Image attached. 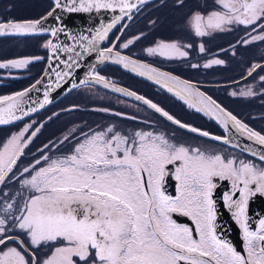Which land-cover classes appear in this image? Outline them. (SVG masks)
Returning a JSON list of instances; mask_svg holds the SVG:
<instances>
[{
  "label": "snow or ice",
  "instance_id": "snow-or-ice-1",
  "mask_svg": "<svg viewBox=\"0 0 264 264\" xmlns=\"http://www.w3.org/2000/svg\"><path fill=\"white\" fill-rule=\"evenodd\" d=\"M139 2L143 3V0ZM219 2L226 12H212L206 20L200 13L193 16V27L198 35L205 34V27L221 28L223 24L233 21L252 24L264 18V0ZM72 3H77V0H72ZM55 5L58 8L63 6L61 0H55ZM79 6L69 8V11H78L81 8L90 11L93 7L100 9L118 6L124 12L125 9L135 7V4L130 0H79ZM236 13L239 15H235ZM120 19L122 17L117 16L111 24L98 29L88 42L89 50L94 51L95 41L105 39L109 30ZM40 25V20L0 22V33L5 30L14 33L36 32ZM57 31L52 29V35L55 36ZM130 43L132 41L128 42ZM128 44L123 47L127 48ZM45 47L56 50L58 45L49 41ZM200 50H204L203 45ZM65 51L74 49L66 47ZM112 51V48L105 50L106 53ZM147 51L159 52L161 55H166L169 51L182 56L188 55L181 51L177 43L160 42ZM105 52H101V58H108ZM116 56L121 61L129 60L128 57H121L119 53ZM39 59L41 57L24 58L9 61L8 64L20 68L30 60ZM131 63L137 64L136 61ZM211 63L221 64L223 61L213 60ZM127 66L126 63L125 67ZM56 75L62 78L59 72ZM152 78L156 79L155 76ZM23 95L24 93L16 94L18 97ZM12 99L0 97V101ZM207 100L215 104L210 97ZM146 103L162 112L169 120H174V117L151 101ZM13 107V104H9L7 110L0 109V124L8 122L3 116L5 111L12 119L19 118L12 114ZM216 107L219 108L218 105ZM220 112L226 117L222 121L225 128L228 127L227 120L230 119L236 127L264 145V135L249 129L230 112L224 109H220ZM174 122L180 124L179 120ZM191 131L200 132L196 128H191ZM108 133L112 135L109 136ZM201 134L209 135L207 132ZM19 136H23V133ZM215 139L227 142V137L217 136ZM22 151L18 136L14 135L4 144L0 150V182L4 179V169L10 171L16 163L15 157ZM259 159L264 162V154H260ZM36 163L39 164L40 161ZM169 165H175V178L179 181L175 196L167 194L163 188ZM24 171L27 172L28 169ZM213 177L232 180L234 191L225 194L224 200L230 210L235 209L233 216L243 229L246 255L217 234L216 201L213 199L216 184ZM24 183L40 195L32 196L25 203L27 214L22 216L19 227L28 231L33 244L57 239L66 242V246L56 248L43 264H75L72 258L74 256L85 264L89 260L91 264H264V219L259 221L258 229L252 230L246 215L248 197L256 192L264 193V169H258L251 162H237L235 158L225 159L222 154H206L199 147L176 145L162 133L137 131L130 138L109 128L107 133L97 132L80 143L73 154L52 160L47 167L40 168ZM236 192H239V198L233 199ZM7 207L11 208V205ZM172 213L191 217L195 229L178 224L172 219ZM5 223L0 218V233L5 232ZM0 244H4L3 239H0ZM0 264H29V261L18 249L9 248L6 252H0Z\"/></svg>",
  "mask_w": 264,
  "mask_h": 264
},
{
  "label": "rangeland",
  "instance_id": "rangeland-1",
  "mask_svg": "<svg viewBox=\"0 0 264 264\" xmlns=\"http://www.w3.org/2000/svg\"><path fill=\"white\" fill-rule=\"evenodd\" d=\"M47 3L46 0H0V17H13V14L14 17L19 16L21 18L35 17L39 15L43 9H47ZM8 7L11 8L8 9ZM226 11L227 10L220 4L219 0H166L156 6L143 10L139 16V21L128 29L118 45L127 53L130 52L135 56L157 61L159 58L161 59L160 53H149L147 50L149 48H155L160 42L168 44L177 43L179 46L183 43L182 46H184V43H193L194 39L197 37L201 39L203 35H198L193 27L192 18L196 13H200L206 20L212 12ZM241 11L243 10L241 9ZM235 15H239V13ZM262 21H264V18L258 19L252 24H244L246 28H243V32H249L252 28L255 32L252 39L255 40L262 37L264 34V23ZM238 24L243 23L233 21L230 24H223L221 28L205 27L204 32L212 34L216 32V30L224 31L232 28V26H238ZM139 32H141L142 35H140V38H137L139 36L136 34ZM132 38L136 40L127 48L123 47L125 42ZM228 39L231 38L228 37ZM48 42L49 39H46L42 44L33 40H27L25 42L20 40L19 42L11 44H7L6 42L0 43V65L6 64L11 66L17 70V73H19L20 70H24L25 73L29 75V78L24 82L30 83L32 77L38 73L37 71L40 70L44 64L43 60L41 63L37 62L33 64L31 62H35V60H30L27 65L20 68L8 64V62L31 57L42 58L44 54L42 48L44 45H47ZM39 45H41L40 49ZM168 53L170 55L177 54L171 51ZM256 65V63L244 65L242 68L247 67L246 72H250V69ZM31 72H33L32 77H30ZM241 72L246 73L245 70ZM101 73L104 76H111V78L122 80L130 85H135L140 88V90L143 89L148 98L156 100L164 109L169 111L175 110L173 103L171 104L170 102V97L166 94H157L156 90L148 88L150 86L144 84L143 80L139 81V78L133 76L132 72L128 73L124 68L122 69L120 67L119 69L108 67ZM192 75L207 76V74L202 71V68L196 69ZM220 81H225V77L220 79ZM17 87L18 86L14 88L16 89ZM165 91L170 95L177 96L168 90ZM76 92V96L67 98L60 103V105L45 113L43 117H37L23 122V125L18 128H12V130H0V150L3 149L4 144L8 143L14 135L19 137V144L23 147V151L15 157V159L19 161V165L17 166L19 169L13 172L15 173L13 176L21 173L22 169L35 162L38 158H41L40 164L28 170L29 172L17 179L7 178L6 176L10 172L5 168L4 179L0 182V218L4 219L6 222L3 225L5 232L0 233V239L4 240L6 237L14 236L20 237L23 242L21 243L18 238L9 240L0 247V252H6L9 248H16L29 261V264H33V259L26 248L33 253L36 250L40 256L37 258L36 253H34L37 258L36 264H43V261L48 259L56 248L66 246V242L57 239L55 241H41L38 245L33 244L28 235V231L19 227L22 216L27 214L24 208L25 203L30 201L32 196L40 195L30 185L25 184L24 181L30 180L31 177L39 171L40 167H47L52 160L64 158L68 152L74 149L73 146L77 144V136L81 131L88 139L95 133L100 132L103 126L111 123L114 119L120 121L119 118H121L124 112L131 115H152L150 111L137 105L133 99L131 100L122 93H114L110 91V89L108 90L99 86L96 87L91 84L82 87ZM71 105L77 106L74 108V111L70 110L71 108L69 107ZM56 109L61 110L54 113ZM67 122L72 126L69 129H67V126H69ZM76 123H78V125ZM168 126L169 125H167V127ZM139 127L137 123L134 124L135 130L139 129ZM25 129L27 130L25 131ZM37 129L39 130L37 131ZM53 129L54 131H51ZM20 133H23V136H19ZM33 133L35 134L33 135ZM68 135L75 137L69 142ZM45 158H47V160H45ZM9 204L11 208L7 207ZM23 245H25L26 248H24ZM41 247L43 250L42 255L41 249H39ZM72 258L75 264H85V262L83 260L80 261L78 257L74 256ZM88 264H91V260L88 261Z\"/></svg>",
  "mask_w": 264,
  "mask_h": 264
},
{
  "label": "flooded vegetation",
  "instance_id": "flooded-vegetation-1",
  "mask_svg": "<svg viewBox=\"0 0 264 264\" xmlns=\"http://www.w3.org/2000/svg\"><path fill=\"white\" fill-rule=\"evenodd\" d=\"M158 1V2H157ZM166 0H155L157 2H150L149 4H145L140 6L135 12L128 15L120 25L114 30V32L110 35V39L104 46H110L115 44L116 48L121 50L117 45L123 38L124 34L128 31V29L134 25V23L139 21V16L143 10L149 9L150 7L156 6ZM11 7H8L10 9ZM18 19H36V18H13L7 16H1L0 22L7 20H18ZM264 23V21H262ZM246 25L238 24L232 26V28L227 30H216V32L212 34L205 33V36H201V39H194L193 43L185 45H180L181 51H185L188 53L187 56H182L179 53L176 55H170L169 53L166 55H161V59L159 58L157 61L148 60L154 63L157 66L165 68L173 73H176L182 77H186L189 80L194 82H199L203 84H218V83H229L233 81L240 80V78L249 74L246 68H242L244 65H250L256 63L261 64L264 62V34L262 37L258 39H252L255 32L254 29L251 28L249 32H243V28ZM239 32V33H238ZM257 33V32H256ZM260 33V32H259ZM137 38H140L142 35L141 32L136 34ZM45 36V35H42ZM35 37V36H34ZM41 37V36H38ZM230 37L231 39H228ZM8 38V37H7ZM17 40L29 39V37H17ZM5 39L1 38L0 40ZM48 39V37H47ZM46 40V39H45ZM42 40V43L45 42ZM136 39L132 38L129 41L132 43ZM206 40V41H205ZM125 44H128V42ZM131 44V43H130ZM128 44V46L130 45ZM191 45V47H188ZM201 45H203V51H201ZM42 50L44 54L41 59L35 60L33 63L42 62V60L47 59L48 50L45 45ZM47 50V52H45ZM123 51V50H121ZM124 52V51H123ZM126 53V52H125ZM213 60L223 61L221 64L211 63ZM31 64V66H32ZM6 65V64H5ZM256 65V66H257ZM255 67V66H254ZM252 67L250 70H252ZM264 66L255 72L251 78L241 81L238 84L223 86V87H208L204 88L205 92L213 97L218 103H220L223 107H225L233 116L237 118V120L241 121L243 124L247 125L249 129L254 132H258L261 135H264ZM103 68V67H102ZM202 68V71L207 74V76H194L192 75L196 69ZM262 69L261 72H259ZM101 70V68H100ZM97 73L99 75L104 76L101 71ZM246 73H242L244 71ZM251 72V71H250ZM259 72V74H258ZM33 72L30 73V77H32ZM136 75V74H135ZM234 76V77H232ZM106 77V76H104ZM225 77V81H220ZM29 78L28 73H25L24 70H20L17 73V70L12 68L11 66L5 67L4 65H0V96L8 95L12 92L18 91L14 87L18 86L21 83H24L26 79ZM231 78V79H230ZM91 85V84H87ZM81 86L77 88L72 93L65 96V99L70 98L72 96H76V91L80 90ZM96 86V85H95ZM99 86V85H98ZM96 86V87H98ZM101 87V86H99ZM127 87V86H126ZM104 88V87H101ZM129 88V87H128ZM132 89V88H130ZM159 92L164 91L163 88H159L156 86L155 89ZM135 90V89H133ZM156 90V93L160 94ZM166 90V89H165ZM114 93H118L114 90ZM137 91V90H135ZM141 95L143 94L146 98L147 94L143 91H137ZM167 92V91H166ZM176 95V94H175ZM170 102L173 103L175 110L169 111L164 109L156 100H151L161 109L166 111L170 116L174 117L175 120H179L185 125L192 126L193 128L203 130L207 133H211L215 136H224V132L222 129L218 127V125L208 117L205 112L201 108H196L195 105L189 101L188 99L181 98L180 96L170 95ZM132 100V98H130ZM134 102L137 103L142 108H145L147 111H150L146 106L140 104L136 100ZM76 105H71L70 110L74 111ZM61 109H56L54 111L57 112ZM150 114L136 115V114H128L126 112L122 113L120 121L114 119L111 123L106 124L100 130V132L107 133L109 128H113L115 132H119L121 135L134 137V134L137 131L143 132H154V133H162L165 137L176 145H184L190 147H199L201 151H204L206 154H222L225 159L235 158L237 162L243 160L245 162H251L258 169H264V162L257 158H253L246 152H242L236 149L233 146H230L224 142L215 141L212 139H207L201 135H196L190 131H185L180 127L174 126L172 123L163 119L156 112L150 111ZM137 123L140 127L139 129H134V124ZM78 125V123H76ZM67 129L72 127L70 123L67 122ZM108 125V126H107ZM167 125H169L167 127ZM109 136L112 133H108ZM75 136H69V142ZM77 144L74 145V149L68 152L67 157L74 153L75 148L83 143L87 138L84 136V133L81 131L79 133ZM41 158H38L35 162L31 163L24 169H33L38 164L37 161H40ZM40 164V163H39ZM19 165L18 159H16V163L12 165L10 173L6 176L7 178H18L20 175H25L24 169L21 170V173L13 176L14 171L19 169L17 166ZM41 168V167H40ZM6 178V180H7ZM213 182L216 184V188L213 190V199L216 201V224H217V234L221 236L224 240L231 242V244L236 248L237 251L241 252V254L246 255L245 249V239L243 229L240 227L238 221L234 218L233 212L235 209H229L226 206V202L224 200L225 194H231L234 189L232 185V180L228 178L221 177H213ZM179 185V181L175 178V165L168 166V172L164 177L163 188L169 195H176V190ZM243 185L241 184L240 187ZM250 187H254V185H250ZM40 194V193H39ZM239 198V192H236L233 199ZM172 219L175 220L178 224L188 225L195 229V223L189 216H185L181 213H172ZM246 215L248 217V224L252 230H256L259 227V221L264 219V193L256 192L253 195L248 197L247 207H246ZM30 253V252H28ZM35 256V254L32 252ZM31 255V253H30ZM32 257V255H31ZM36 258V257H35ZM33 259V257H32ZM80 261H82L80 259ZM37 263V262H36Z\"/></svg>",
  "mask_w": 264,
  "mask_h": 264
},
{
  "label": "water",
  "instance_id": "water-1",
  "mask_svg": "<svg viewBox=\"0 0 264 264\" xmlns=\"http://www.w3.org/2000/svg\"><path fill=\"white\" fill-rule=\"evenodd\" d=\"M51 1L53 3V7L49 12L40 16V18L29 19L41 21V25L36 32L14 33L11 30H5L4 32L0 33V38L45 35L48 37L49 41L52 42V44L58 45L56 50H53L51 47L47 48V62L42 70V74L36 80H34L32 84L21 88V90L12 92L11 94L0 96L13 98L12 100L0 101V109L7 110L8 105L13 104L14 107L11 110L12 114L16 117H19L18 119H12L8 112L5 111L3 116L8 122L0 124V128L12 126V124L20 123L26 119L32 118L34 115L44 111V109L55 105L56 102L65 98L66 95L76 90V88L87 84H93L96 86L99 85L108 90L110 89L118 93H122L146 106L150 111L156 112L159 116H161L163 119H166L174 126H178L181 129L190 131L198 136H203L201 134L205 132L203 130L199 129L200 132H193L191 131V128H193L192 126L185 128L182 127V125H185L182 122H180V124H176L174 122L175 119L169 120L163 115L162 112L157 111L155 108H152L150 104L146 103V101L151 100L146 98L143 94L141 95L137 91L130 89L125 85L112 80L111 78L108 79L97 73L100 68L107 66L108 64H112L125 68L139 77L145 78L151 83L156 84L159 88L166 89L174 95L176 94L181 98L191 101L197 108H201L205 114L210 117L220 129L223 130L224 136L221 137H227V142L224 140H216L215 137L217 136L211 133L208 136L203 137L224 142L242 151L243 153H248L253 158L259 159V155L264 154V145L259 144V142L255 140L254 137L248 136L241 129L236 127L230 119L227 120L228 127L225 128L222 121L226 120V117L220 112V109H224L226 112L229 111L204 90V88L208 87L219 88L238 84L241 81L247 80L251 78V76L261 68V66H264V62H261V64L255 66L248 75L240 78V80L237 81L218 84H203L194 82L187 79L186 77L184 78L165 68L157 66L154 63H150L147 60L127 54L117 49L115 44L107 47L104 46L110 39V35L114 32L117 26L128 17V15L135 12L140 6L149 4L155 0H143V3L139 2V0H130V2L135 4V7L131 8L130 10L125 9L124 12H121L118 6L100 9L93 7L90 11H84L82 8L78 11H69V8L80 7L79 0H77V3L75 4L72 3V0H61V4L63 6L59 8L56 7L55 0ZM53 9H55V11H53ZM50 12L52 15H49ZM117 16L122 17V19L116 22L115 25L109 30L105 39L95 41V44L93 45L95 48L94 51L89 50L88 42L91 41L96 35L97 30L107 26L108 24H111ZM8 21L23 22L28 21V19L7 20L2 22L6 23ZM40 28L45 30H39ZM52 29L58 30L55 36L52 35ZM81 37H87L88 39L83 40ZM66 47L69 49H74V51H65ZM108 48H112L113 51L111 53H106L105 50ZM101 52H105V55L108 58H101ZM116 53H119L121 57H128L129 60L121 61L119 57L116 56ZM131 61H136L137 64L133 65ZM126 63L128 64L127 67H125ZM134 68L136 70H134ZM151 69H156L158 71L152 72ZM57 72L61 74L62 78L57 77ZM142 72L145 74H141ZM65 73H67V75H65ZM160 73H166L167 75L161 76L159 75ZM153 76H155L156 79H153ZM97 77H103L104 79L100 80ZM158 80L160 82H157ZM165 85H167V87ZM119 89H123L124 91H119ZM17 93H24V95L18 97L16 96ZM129 93H135V95H129ZM137 97H143L144 99L141 100ZM208 97H210L211 101H214L215 104L210 103L207 100ZM45 99H47V102H45ZM152 104L155 103L152 102ZM216 105H218L219 108H217ZM217 117H219V119H217ZM253 153L257 154L254 155ZM17 238L22 242L20 237L9 236L4 239V244L9 240ZM4 244H0V247ZM23 246L26 248L25 245ZM26 250L31 253L36 264L37 258H35V256L32 254V251H30L28 248H26Z\"/></svg>",
  "mask_w": 264,
  "mask_h": 264
},
{
  "label": "trees",
  "instance_id": "trees-1",
  "mask_svg": "<svg viewBox=\"0 0 264 264\" xmlns=\"http://www.w3.org/2000/svg\"><path fill=\"white\" fill-rule=\"evenodd\" d=\"M39 1V0H38ZM48 3H47V9L45 8V9H43V11L39 14V15H36L35 17H32V18H40V16H42V15H44L45 13H47V12H49L50 10H51V8L53 7L52 5H53V3H52V1L51 0H46ZM158 2V1H157ZM157 2H154L153 4H155V3H157ZM16 16V15H15ZM19 17V16H18ZM18 17H14V14H13V18H18ZM246 28V27H245ZM125 36V35H124ZM123 36V37H124ZM1 39V38H0ZM18 38L17 37H8V38H5V39H2V40H0V43H4V42H6L7 44L9 43V44H11V43H14V42H19L20 41V39L19 40H17ZM45 39H47V36H42L41 35V37H38V36H30L29 37V39H24L23 41L25 42V41H27V40H33V41H38V43L39 44H42V40H45ZM123 39V38H122ZM121 39V40H122ZM119 44V43H118ZM1 45V44H0ZM119 48H121L119 45H117ZM40 47H41V45H39V49H40ZM121 50H123L122 48H121ZM124 51V50H123ZM45 52H47V50H45ZM125 52V51H124ZM127 53V52H126ZM127 54H131V55H133L132 53H127ZM133 56H135V55H133ZM135 57H138V56H135ZM138 58H142V57H138ZM142 59H145V58H142ZM145 60H147V59H145ZM148 61V60H147ZM150 62V61H149ZM43 65H42V67L40 68V70H38L37 72V74H35L33 77H32V80H31V82L30 83H28V82H24L25 84H21V85H18V87L16 88L17 90L18 89H20L21 90V88H24V87H26V86H28V85H30V84H32V82L34 81V80H36L41 74H42V70H43V68H44V66H45V63H46V61H45V59L43 60ZM152 63V62H151ZM108 67H111V68H113V69H119V67L118 66H116V65H112V64H108L107 66H105V67H103V68H101V72L102 71H105V69L106 68H108ZM120 68H122V67H120ZM264 68V67H263ZM262 68V69H263ZM123 69V68H122ZM262 69L259 71V72H261L262 71ZM124 70H126L128 73H130L131 71H128L127 69H125L124 68ZM259 72H258V74H259ZM133 73V72H132ZM131 73V74H132ZM133 76H135V77H137V78H139V81H141V80H143V83L144 84H146L147 86H150V87H148V88H150V89H155L156 88V84H154V83H150V81H148V80H145V78H142V77H139L138 75H135L134 73L132 74ZM106 76V75H105ZM106 78H111V76H106ZM111 79H114V78H111ZM116 82H118V83H121V84H123V85H125V86H127V87H129V88H132V89H135V90H137V91H142V90H140V88H138V87H136L135 85H130V84H127L126 82H124V81H122V80H118V79H114ZM157 90V89H156ZM158 91V90H157ZM159 92V91H158ZM160 94H162V95H164V94H166L168 97L170 96V94L168 93V92H166L165 91V89H164V91H162V92H159ZM166 96V97H167ZM64 100H66L65 98L63 99V100H60V101H58V102H56L55 103V105H53V106H51V107H49V108H47V109H44V111H42V112H40V113H38V114H36V115H34V117H32V118H29V119H26V120H24L23 122H26V121H29V120H31V119H34V118H37V117H43L44 116V114L45 113H47L48 111H50L51 109H53V108H55L56 106H58V105H60V103H62ZM23 122H20V123H16V124H12V126H7V127H1L0 128V130L2 129H5V130H12V128H18V127H20L21 125H23ZM51 131H54V129L53 130H51ZM22 175H20L19 177H21ZM6 183H9V182H6ZM39 249H41V255H42V247L41 248H39ZM34 253H36V256H37V258H39L40 256H39V253L35 250V252ZM42 264V263H41Z\"/></svg>",
  "mask_w": 264,
  "mask_h": 264
}]
</instances>
